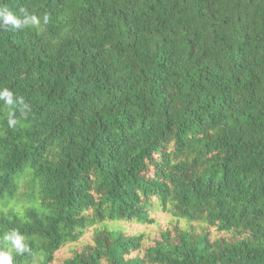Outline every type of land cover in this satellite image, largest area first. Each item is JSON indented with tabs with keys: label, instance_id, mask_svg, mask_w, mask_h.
Wrapping results in <instances>:
<instances>
[{
	"label": "trees",
	"instance_id": "1",
	"mask_svg": "<svg viewBox=\"0 0 264 264\" xmlns=\"http://www.w3.org/2000/svg\"><path fill=\"white\" fill-rule=\"evenodd\" d=\"M0 4L51 15L0 28L14 264H264V0Z\"/></svg>",
	"mask_w": 264,
	"mask_h": 264
},
{
	"label": "clouds",
	"instance_id": "2",
	"mask_svg": "<svg viewBox=\"0 0 264 264\" xmlns=\"http://www.w3.org/2000/svg\"><path fill=\"white\" fill-rule=\"evenodd\" d=\"M51 15L45 12L42 16L29 11L26 7H19L16 11L0 4V28L7 27L12 31L25 29H39L49 24ZM0 102L6 111V124L9 129H15L20 123L17 113L21 118L28 115L31 108L21 95H17L7 86H0ZM3 246H0V264H14V254L23 255L30 251L25 236L19 229L12 228L3 233Z\"/></svg>",
	"mask_w": 264,
	"mask_h": 264
},
{
	"label": "rangeland",
	"instance_id": "3",
	"mask_svg": "<svg viewBox=\"0 0 264 264\" xmlns=\"http://www.w3.org/2000/svg\"><path fill=\"white\" fill-rule=\"evenodd\" d=\"M18 189H19V190L17 191L16 198H15V200H13L12 204H13V203H19V202L25 200V199H24V198H25L24 194L28 191V190H27L28 188H26L25 185L21 183V185H19V188H18ZM163 218H164V217H163ZM163 218H161V219H163ZM156 228H157V227H153L152 229H156ZM73 247H74L73 245H71V246H67L64 250H61V251H62V252H61V255L64 253V251H66V252L71 251V249H72ZM75 248H76V247H75ZM75 248H73V250H74Z\"/></svg>",
	"mask_w": 264,
	"mask_h": 264
}]
</instances>
